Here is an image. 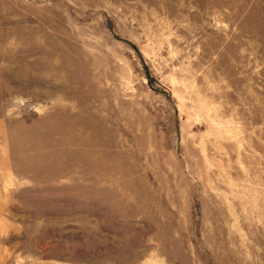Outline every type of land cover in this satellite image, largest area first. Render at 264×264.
Listing matches in <instances>:
<instances>
[{"label":"rangeland","instance_id":"rangeland-1","mask_svg":"<svg viewBox=\"0 0 264 264\" xmlns=\"http://www.w3.org/2000/svg\"><path fill=\"white\" fill-rule=\"evenodd\" d=\"M0 264H264V0H0Z\"/></svg>","mask_w":264,"mask_h":264}]
</instances>
